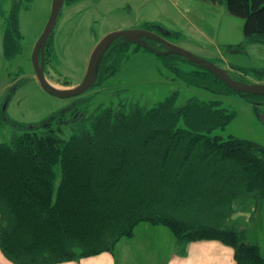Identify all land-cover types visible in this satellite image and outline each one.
Masks as SVG:
<instances>
[{
	"label": "trees",
	"instance_id": "1",
	"mask_svg": "<svg viewBox=\"0 0 264 264\" xmlns=\"http://www.w3.org/2000/svg\"><path fill=\"white\" fill-rule=\"evenodd\" d=\"M225 4L244 19L247 43L264 45V0ZM20 6L21 0L13 1L5 22L7 60L22 52ZM130 44L117 40L110 46L94 86L117 73ZM138 49L150 51L135 45ZM158 55L175 80L219 95L236 93L182 56ZM256 73L264 79V69ZM179 97L174 92L150 108L121 102L91 115L76 109L70 113L74 132L68 139L61 127H52L54 115L40 123L44 131L0 141V249L5 257L14 264H61L113 253L119 241L146 223L168 227L182 248L217 241L233 250L235 264H264L248 231L226 223L241 198L264 201V146L211 135L234 119L221 101L192 97L178 106ZM243 97L257 106L252 98L263 96ZM4 123L0 114V132Z\"/></svg>",
	"mask_w": 264,
	"mask_h": 264
},
{
	"label": "rangeland",
	"instance_id": "2",
	"mask_svg": "<svg viewBox=\"0 0 264 264\" xmlns=\"http://www.w3.org/2000/svg\"><path fill=\"white\" fill-rule=\"evenodd\" d=\"M13 1L0 0V114H4L5 122L1 142L11 143L14 136L24 131H44L40 123L54 115L52 127H61L62 137L68 139L74 132L70 113L76 109L91 115L100 107L121 102L150 108L178 92V106L197 97L219 100L222 107L233 112L231 123L211 135L225 140L230 136L249 139L264 146V96L252 98L259 103L256 106L237 93L219 95L188 86L175 80L160 55L151 50L135 51L137 44L133 43L126 62L101 85L68 98L47 93L37 81L32 57L53 0H21L18 27L23 36L22 52L7 60L3 34ZM130 29L172 33L166 38L173 44L227 69L236 79L264 83L256 73L264 69V45L247 43L244 19L232 15L225 0H81L64 4L50 40L52 55L45 70L47 78L62 88L80 84L90 55L102 38L110 32ZM150 42L163 50L158 42ZM234 210L226 223L246 229L250 241L260 246L264 256V201L256 204L252 198L243 197L235 203ZM145 226L148 225L138 224L135 237L124 238L118 250L142 240ZM156 226L165 230L155 236L159 251L169 250L175 240L172 231L164 225ZM133 250L137 254L138 246Z\"/></svg>",
	"mask_w": 264,
	"mask_h": 264
},
{
	"label": "water",
	"instance_id": "3",
	"mask_svg": "<svg viewBox=\"0 0 264 264\" xmlns=\"http://www.w3.org/2000/svg\"><path fill=\"white\" fill-rule=\"evenodd\" d=\"M65 2L66 0L52 1L50 17L42 35L40 36L36 44L32 57L37 81L39 82L42 89H44L47 93H50L60 98H68L78 96L92 88L97 81L99 68L106 52L115 41L122 40L140 45L157 54H175L182 56L190 62L202 66L203 68L210 71L224 84L232 88L237 94L241 96H264V83H248L235 79L227 69H224L209 60L203 59L197 56L196 54L173 44L166 38V36L168 35L167 31H163V33H156L151 30L140 29L114 31L107 34L104 38H102V40L97 44V46L91 53L83 81L80 84L74 85L72 87H59L51 83L46 76L45 49L48 39L50 38L56 26L58 16ZM151 40L158 42L163 48V50L151 45L149 43V41Z\"/></svg>",
	"mask_w": 264,
	"mask_h": 264
},
{
	"label": "crops",
	"instance_id": "4",
	"mask_svg": "<svg viewBox=\"0 0 264 264\" xmlns=\"http://www.w3.org/2000/svg\"><path fill=\"white\" fill-rule=\"evenodd\" d=\"M143 238L135 244H125L113 253H102L97 256L61 264H235L233 250L217 241H197L179 246L174 240L169 250L159 251L156 235L164 232L162 228L146 224ZM135 236L133 235L132 238ZM131 239V238H130ZM138 246V253L133 248ZM0 264H14L9 261L0 249Z\"/></svg>",
	"mask_w": 264,
	"mask_h": 264
},
{
	"label": "flooded vegetation",
	"instance_id": "5",
	"mask_svg": "<svg viewBox=\"0 0 264 264\" xmlns=\"http://www.w3.org/2000/svg\"><path fill=\"white\" fill-rule=\"evenodd\" d=\"M48 44V43H47ZM41 56V55H40ZM41 58V57H40ZM46 68H47V62L45 61V70H46Z\"/></svg>",
	"mask_w": 264,
	"mask_h": 264
}]
</instances>
